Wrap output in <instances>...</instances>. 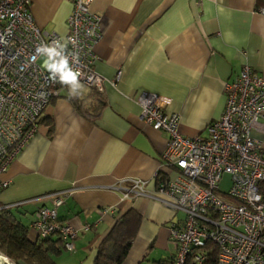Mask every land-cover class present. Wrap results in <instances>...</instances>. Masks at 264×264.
<instances>
[{
	"label": "crops",
	"instance_id": "0c3cea01",
	"mask_svg": "<svg viewBox=\"0 0 264 264\" xmlns=\"http://www.w3.org/2000/svg\"><path fill=\"white\" fill-rule=\"evenodd\" d=\"M29 1L41 29L66 34L72 0ZM260 8L264 0H91L101 31L93 65L105 79L100 88L80 83L75 96L57 83L0 190V206L27 225L32 241L40 240L31 227L35 209L50 206L53 193H65L57 218L76 228L75 249L53 254L56 264H92L101 240L128 210L139 213L140 221L121 264H156L173 255L171 210L154 198L125 197L110 188L123 178H141L154 192L157 170L160 177L175 174L160 166L167 134L141 119L134 98L142 91L170 97L165 112L179 114L180 133L204 137L207 124L223 111L224 82L243 63L264 75ZM251 136L264 153V115Z\"/></svg>",
	"mask_w": 264,
	"mask_h": 264
},
{
	"label": "built area",
	"instance_id": "2783aa9c",
	"mask_svg": "<svg viewBox=\"0 0 264 264\" xmlns=\"http://www.w3.org/2000/svg\"><path fill=\"white\" fill-rule=\"evenodd\" d=\"M90 2L72 0L67 32L60 36L35 23L29 0H0V190L9 184L3 177L8 164L33 136L41 113L56 94L58 81L51 78L37 48L67 42V53L78 56L70 63L79 72L80 83L100 88L105 79L93 65L92 47L101 31L100 16L89 10ZM259 10L264 13V8ZM119 76L120 70L109 81L114 83ZM223 92V111L207 124L204 137L180 133L179 114L165 112L170 97L142 91L134 98L141 119L167 134L160 166L175 174L160 177L157 170L154 192L144 188L141 178H123L110 188L125 197L154 198L174 215L181 212L169 223L173 264H185L187 258L203 262L208 242L216 247V264H264V198L259 191L264 153L251 136L264 115V75L243 63L238 74L224 82ZM224 173L230 183L223 196L219 181ZM64 194L55 192L50 206L36 208L31 227L39 239L59 236L63 249L72 252L76 228L57 218Z\"/></svg>",
	"mask_w": 264,
	"mask_h": 264
},
{
	"label": "trees",
	"instance_id": "16d2710c",
	"mask_svg": "<svg viewBox=\"0 0 264 264\" xmlns=\"http://www.w3.org/2000/svg\"><path fill=\"white\" fill-rule=\"evenodd\" d=\"M259 191L264 198V181L260 183ZM139 221L140 215L134 210L117 217L97 247L92 264H121L136 235ZM27 233V225L10 208H0V252L14 262L22 259L28 264H56L53 254L64 250L61 238L54 235L32 241ZM204 255L201 263L187 258L185 264H216V247L212 243H206ZM173 259L174 253L155 263L173 264Z\"/></svg>",
	"mask_w": 264,
	"mask_h": 264
},
{
	"label": "clouds",
	"instance_id": "9594fccd",
	"mask_svg": "<svg viewBox=\"0 0 264 264\" xmlns=\"http://www.w3.org/2000/svg\"><path fill=\"white\" fill-rule=\"evenodd\" d=\"M37 54L44 57V67L50 73L53 80L58 81L69 89L70 95H78L81 89L79 81V72L75 71L70 63L71 61H78V56L67 53V42L54 44H41L37 48ZM36 57L34 56L33 59ZM0 260L5 261V264H12L10 258L0 253Z\"/></svg>",
	"mask_w": 264,
	"mask_h": 264
},
{
	"label": "rangeland",
	"instance_id": "374dc122",
	"mask_svg": "<svg viewBox=\"0 0 264 264\" xmlns=\"http://www.w3.org/2000/svg\"><path fill=\"white\" fill-rule=\"evenodd\" d=\"M230 183V177L228 174L224 173L222 174L220 181H219V189L221 191V194L224 196V192L227 190L228 186ZM171 212L173 213V211L171 210ZM177 215H181V212H178ZM173 218H176V216L174 215Z\"/></svg>",
	"mask_w": 264,
	"mask_h": 264
},
{
	"label": "water",
	"instance_id": "95a60500",
	"mask_svg": "<svg viewBox=\"0 0 264 264\" xmlns=\"http://www.w3.org/2000/svg\"><path fill=\"white\" fill-rule=\"evenodd\" d=\"M15 264H28V263H26L24 260H22V259H18L16 262H15Z\"/></svg>",
	"mask_w": 264,
	"mask_h": 264
},
{
	"label": "bare ground",
	"instance_id": "6f19581e",
	"mask_svg": "<svg viewBox=\"0 0 264 264\" xmlns=\"http://www.w3.org/2000/svg\"><path fill=\"white\" fill-rule=\"evenodd\" d=\"M0 264H5V261H3V260H0Z\"/></svg>",
	"mask_w": 264,
	"mask_h": 264
}]
</instances>
